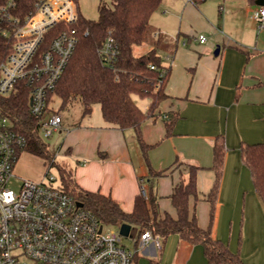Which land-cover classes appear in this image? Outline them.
<instances>
[{
  "label": "crops",
  "instance_id": "crops-1",
  "mask_svg": "<svg viewBox=\"0 0 264 264\" xmlns=\"http://www.w3.org/2000/svg\"><path fill=\"white\" fill-rule=\"evenodd\" d=\"M102 2L108 3L77 0L82 16V9L98 10L95 20ZM256 6L250 0H162L142 55L157 48L170 74L167 97L141 126L145 147L135 129L110 126L99 113L79 122L63 117L59 149L78 186L112 197L126 212L142 181L149 190V180L162 172L152 180L161 217L176 218L171 195L189 178L187 166L199 167V196L217 192L213 203L191 198L190 214L245 264H264V203L242 155L244 145L264 142V31L253 18ZM199 35L207 37L205 44L196 41ZM137 104L146 112L152 101ZM216 144H223L220 169ZM160 241L158 249L133 239V264H208L201 243L176 234Z\"/></svg>",
  "mask_w": 264,
  "mask_h": 264
},
{
  "label": "trees",
  "instance_id": "trees-1",
  "mask_svg": "<svg viewBox=\"0 0 264 264\" xmlns=\"http://www.w3.org/2000/svg\"><path fill=\"white\" fill-rule=\"evenodd\" d=\"M38 1L40 0H0V65L13 49L10 33L14 29V21L23 23ZM192 1L199 3L201 0ZM250 1L256 4L258 0ZM161 3L162 0H112L111 4H100L97 20L80 16L76 52L55 91L50 95V102L55 97L60 101L58 112L80 105L85 117L92 114L95 105H99L108 125L119 129H135L140 144L145 147L141 126L154 116L160 103L167 97L165 87L170 72L162 64L157 48L141 56H136L134 49L151 39L153 30L150 20ZM3 7H8V16L1 12ZM109 37L114 39L117 56L111 65H106L100 59L99 51ZM152 65L155 66L154 70L150 68ZM159 84L160 88L157 89ZM134 95L151 99L150 109L143 111L134 100ZM0 117L10 119L14 128L26 137L24 152L43 159L50 170L57 166L60 187L82 202L103 225L115 228L129 225L134 228L133 239L136 245L147 231L162 240L176 234L191 242L201 243L205 248L208 264H245L238 254L221 241L214 240L209 231L203 230L198 225L196 215L190 214L191 198L213 203L217 192L214 187L209 194L202 198L199 196V167L188 165L189 178L181 181L171 195L176 218L168 214L160 216L152 180L161 176L162 172L154 174L149 180L147 197L140 193L135 199L132 212H126L112 197L82 189L72 172L56 162L55 154L49 150L39 133L38 120L30 113L27 86H21L19 92L10 97L0 95ZM167 126L169 136L171 120ZM214 151L215 168L220 169L224 160L223 144H216ZM242 155L252 172L257 193L264 203V142L244 145Z\"/></svg>",
  "mask_w": 264,
  "mask_h": 264
},
{
  "label": "built area",
  "instance_id": "built-area-1",
  "mask_svg": "<svg viewBox=\"0 0 264 264\" xmlns=\"http://www.w3.org/2000/svg\"><path fill=\"white\" fill-rule=\"evenodd\" d=\"M7 10L1 12L8 16ZM80 16L77 0L38 1L23 23L14 21L13 49L0 65V95L10 97L27 86L42 139L63 129L61 113L50 110V95L76 52ZM253 18L264 31V6H256ZM196 41L205 44L207 37L199 35ZM99 55L106 65L115 61L114 39L107 38ZM26 146L12 121L0 117V264H133L136 250L123 245L120 228L103 225L52 175L40 182L24 180L18 192L8 187ZM141 193L148 195L145 181ZM140 242L161 248L150 231Z\"/></svg>",
  "mask_w": 264,
  "mask_h": 264
},
{
  "label": "rangeland",
  "instance_id": "rangeland-1",
  "mask_svg": "<svg viewBox=\"0 0 264 264\" xmlns=\"http://www.w3.org/2000/svg\"><path fill=\"white\" fill-rule=\"evenodd\" d=\"M105 1H108L107 4H111V0H105ZM82 14L85 18L89 20H95L98 15V10L95 7L82 9ZM145 45L146 43L144 45L135 47L134 53L136 56L142 55ZM134 99L138 103L140 102V99L142 100V98H140L138 95H134ZM50 108L54 111H58V110L60 111V101L58 98L55 97L53 99ZM60 113L65 119H70L73 122L75 121L79 122L81 119L83 120V118H81L82 107L80 105L74 106L69 110L61 111ZM99 113H101L100 106L95 105L92 114L86 116V119L91 117L94 118ZM63 135L64 132L63 133L60 132L54 134V136L51 138L43 139L45 144L48 146L49 150H51L55 154L56 162L61 166H64V164L66 163L65 156L63 154H59V149L63 142ZM47 174L52 175L54 178H56V182H55L56 185L60 183V176L57 166L52 167L50 170L48 165L44 162L43 159L33 156L27 152H23L15 166L14 177L11 179L8 187L13 191L18 192L24 180L40 182L43 179H46V177L48 176ZM133 235H134V228L131 227L129 237L127 238L123 237L124 246L128 248L133 247Z\"/></svg>",
  "mask_w": 264,
  "mask_h": 264
},
{
  "label": "water",
  "instance_id": "water-1",
  "mask_svg": "<svg viewBox=\"0 0 264 264\" xmlns=\"http://www.w3.org/2000/svg\"><path fill=\"white\" fill-rule=\"evenodd\" d=\"M257 6H264V0H258L256 2ZM219 48L217 49V51L215 52V55H217L219 53ZM79 206H82V204L79 203ZM131 227L129 225H122L120 228V234L124 237L127 238L129 237V233H130Z\"/></svg>",
  "mask_w": 264,
  "mask_h": 264
}]
</instances>
